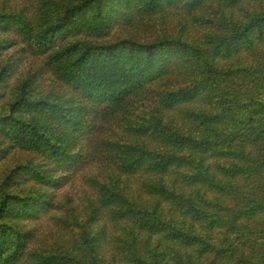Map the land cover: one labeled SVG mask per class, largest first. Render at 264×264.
Returning <instances> with one entry per match:
<instances>
[{
    "label": "trees",
    "instance_id": "16d2710c",
    "mask_svg": "<svg viewBox=\"0 0 264 264\" xmlns=\"http://www.w3.org/2000/svg\"><path fill=\"white\" fill-rule=\"evenodd\" d=\"M15 1L0 162L102 171L78 205L34 160L0 171V264H264V0Z\"/></svg>",
    "mask_w": 264,
    "mask_h": 264
},
{
    "label": "rangeland",
    "instance_id": "374dc122",
    "mask_svg": "<svg viewBox=\"0 0 264 264\" xmlns=\"http://www.w3.org/2000/svg\"><path fill=\"white\" fill-rule=\"evenodd\" d=\"M3 5L16 7L17 2L15 0H0V6ZM12 50L13 48L10 47L8 49V53H11ZM36 61L37 59L30 55L20 57L17 61H13L12 63L14 65V75L12 78L9 79V83H11L16 76L24 74L29 69L34 68ZM44 71V68L40 70L41 79L39 81V87L42 88V90L47 89L46 85L48 83V73ZM4 102L5 101L1 100L0 104ZM33 155L34 154L31 152L21 151L19 149H12L9 158L0 162V171H2L6 167L11 166L12 164H15L16 162H21L25 164V162H27L28 160H34L33 165L42 164L44 168L51 170V173L54 174V177H57L58 175L63 176V178L57 179V182H60L63 185L59 189L55 188L53 190L55 203H62L66 201L67 204L71 202V204L73 205H78L81 200L85 202L86 198H94L95 188L93 186L91 178L96 175H99L102 171V168L97 163L87 165L79 172L69 173L59 168H56V170H54V165H51L50 168V163L48 161H43L39 158H34ZM27 179L30 178L25 177L21 179V184H18L17 186H30L32 182H29L26 185L25 182ZM34 186H37V184H34ZM54 210L55 207L51 208L50 212L47 215L42 216L41 221H36L28 225V228H31L33 232V241L38 242L39 240L43 239L46 233L54 227V223L52 221V214H56Z\"/></svg>",
    "mask_w": 264,
    "mask_h": 264
}]
</instances>
